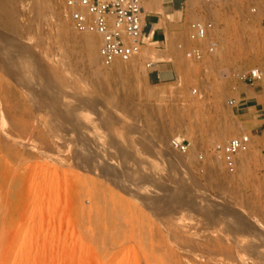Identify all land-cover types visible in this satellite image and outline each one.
<instances>
[{
    "label": "rangeland",
    "instance_id": "rangeland-1",
    "mask_svg": "<svg viewBox=\"0 0 264 264\" xmlns=\"http://www.w3.org/2000/svg\"><path fill=\"white\" fill-rule=\"evenodd\" d=\"M164 20L180 75L155 83L149 44L105 67L63 0H0V264H264V152L252 138L229 174L210 151L250 135L228 101L235 72L264 71V0H186ZM197 20L213 30L192 60L178 45Z\"/></svg>",
    "mask_w": 264,
    "mask_h": 264
},
{
    "label": "built area",
    "instance_id": "built-area-1",
    "mask_svg": "<svg viewBox=\"0 0 264 264\" xmlns=\"http://www.w3.org/2000/svg\"><path fill=\"white\" fill-rule=\"evenodd\" d=\"M185 2L183 0V4ZM63 3L65 14L75 31L99 38L98 53L103 66L126 63L140 54L146 43L143 0H63ZM212 30L213 23L210 21L197 20L190 23V45L181 43L178 48L188 59H201L204 54L201 43L209 40ZM215 46L216 42L210 41L207 51L212 52ZM233 76L237 78V82L250 84L264 79V73L259 67L235 72ZM235 101L233 97L228 104L232 107ZM252 138L251 135L233 137L216 144L210 151L217 154L222 159L225 170L233 174L237 170L239 156L249 151ZM169 145L184 155L189 154L192 147L189 140L179 137L172 138ZM198 157L203 159L204 154L200 153Z\"/></svg>",
    "mask_w": 264,
    "mask_h": 264
},
{
    "label": "crops",
    "instance_id": "crops-1",
    "mask_svg": "<svg viewBox=\"0 0 264 264\" xmlns=\"http://www.w3.org/2000/svg\"><path fill=\"white\" fill-rule=\"evenodd\" d=\"M182 4L183 0H143L144 33L147 40L144 46L149 44L147 49L151 50H147L146 55L152 57V63L148 65L152 67L149 71L152 82L171 81L180 75L177 62L162 57L165 53L160 52H163L161 46L167 41L168 31L171 30V26L164 20V14L177 15ZM233 97L236 100L231 108L234 116L241 128L250 133L255 144L264 152V79L253 84L238 81Z\"/></svg>",
    "mask_w": 264,
    "mask_h": 264
},
{
    "label": "bare ground",
    "instance_id": "bare-ground-1",
    "mask_svg": "<svg viewBox=\"0 0 264 264\" xmlns=\"http://www.w3.org/2000/svg\"><path fill=\"white\" fill-rule=\"evenodd\" d=\"M170 16V15H169ZM81 34V33H80ZM84 35V38H87V40H89V39H91L92 38V36H95V35H92V34H82V36ZM97 37V36H96ZM9 39L5 36V34H3L2 32H0V60L1 61H3V62H5V61H7L8 60V58H9V56L13 53V50H14V47H13V44H5L4 42H10V41H8ZM12 43V42H11ZM89 47V46H88ZM144 48V47H143ZM145 48H147V47H145ZM150 50V49H149ZM154 50V49H153ZM163 50V49H162ZM161 50V51H162ZM159 51V50H158ZM156 52V51H155ZM164 52V51H163ZM163 52H160V53H163ZM157 53V52H156ZM159 53V52H158ZM157 53V54H158ZM98 55H99V53H97ZM156 54V55H157ZM164 54V53H163ZM162 56V55H161ZM151 57V56H150ZM162 57H164V58H166V57H169V56H166V54H164ZM161 58V57H160ZM159 58V59H160ZM154 59V58H153ZM0 61V62H1ZM145 61H147V60H145ZM130 62V61H129ZM152 63V61L150 60V61H148L147 63H146V67L149 65V64H151ZM120 64H122V62L121 63H116V64H114V65H120ZM112 67V66H111ZM119 67V66H118ZM133 68V67H132ZM88 114V113H87ZM90 114H88V116H89ZM59 116V115H58ZM60 116H62V115H60ZM87 116V117H88ZM78 117V116H77ZM91 117H93V116H91ZM62 118V117H61ZM80 119V118H79ZM94 119V118H93ZM81 121H82V118L80 119ZM86 122V121H85ZM82 123V122H81ZM92 124H95L94 122L92 123ZM82 125V124H81ZM89 125H91V124H89ZM100 125V124H99ZM93 127V126H92ZM98 127V126H97ZM87 128V127H86ZM96 128V127H95ZM101 128V127H100ZM83 129V128H82ZM85 129V128H84ZM91 129V131L93 132L94 130H92V128H90ZM72 130V129H71ZM89 130V129H88ZM88 130H86V132L88 131ZM98 130V129H97ZM81 132H83V130H80ZM72 132V131H71ZM74 132V131H73ZM96 132V131H95ZM94 132V133H95ZM101 132V131H100ZM93 133V134H94ZM80 134V133H79ZM85 134V136H87L88 135V133H84ZM87 134V135H86ZM96 134V133H95ZM97 134H99V133H97ZM74 135V134H73ZM72 135V136H73ZM90 135H92V134H90ZM76 136V135H75ZM95 136V135H94ZM89 137V136H88ZM138 137V136H137ZM88 140H90L89 138H87ZM91 140H93L92 138H91ZM90 140V141H91ZM125 147V146H124ZM88 148V147H87ZM91 149V148H90ZM83 150V149H82ZM89 150V149H88ZM87 151V150H86ZM131 153V152H130ZM138 153V152H137ZM83 154V153H82ZM140 154V153H139ZM243 154H245V153H243ZM242 155V154H241ZM84 156V155H83ZM87 156H88V154H87ZM86 156V157H87ZM127 157V156H126ZM129 157V156H128ZM174 160V159H173ZM177 160V159H176ZM175 162V161H174ZM184 165V164H183ZM182 165V166H183ZM176 167V166H175ZM181 167V166H180ZM150 253V252H149ZM152 255V254H151ZM158 256V255H157ZM148 257V256H147ZM152 257H153V255H152ZM163 260V259H162ZM153 261V260H152ZM152 261H150L151 263H152ZM148 262V261H147ZM156 262V261H155ZM153 264V263H152Z\"/></svg>",
    "mask_w": 264,
    "mask_h": 264
}]
</instances>
